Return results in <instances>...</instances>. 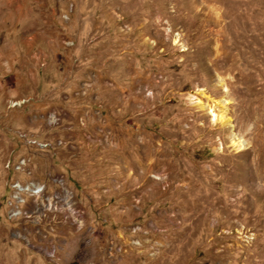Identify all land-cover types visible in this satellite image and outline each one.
<instances>
[{
    "label": "rangeland",
    "instance_id": "obj_1",
    "mask_svg": "<svg viewBox=\"0 0 264 264\" xmlns=\"http://www.w3.org/2000/svg\"><path fill=\"white\" fill-rule=\"evenodd\" d=\"M0 264H264V0H0Z\"/></svg>",
    "mask_w": 264,
    "mask_h": 264
},
{
    "label": "built area",
    "instance_id": "obj_2",
    "mask_svg": "<svg viewBox=\"0 0 264 264\" xmlns=\"http://www.w3.org/2000/svg\"><path fill=\"white\" fill-rule=\"evenodd\" d=\"M25 158H18L10 165L11 160L8 159L6 166L10 169L21 171L25 165ZM57 188H65L67 191H72L64 182L61 176L57 175L52 178V183L26 181L22 182L14 179L10 183V199L13 201V212L17 216L23 218H31L39 221L47 212L55 215L58 214V207L52 206L53 197H57ZM18 195H25V202H18ZM63 198V205L65 207V214H58L69 219L77 226H81L77 222V215H85L84 209L81 207V212H74L73 206H69Z\"/></svg>",
    "mask_w": 264,
    "mask_h": 264
},
{
    "label": "bare ground",
    "instance_id": "obj_3",
    "mask_svg": "<svg viewBox=\"0 0 264 264\" xmlns=\"http://www.w3.org/2000/svg\"><path fill=\"white\" fill-rule=\"evenodd\" d=\"M175 41H176V38H175ZM198 93L204 95L203 91H199ZM197 105L202 108V109H209V112L211 113L210 115H213L214 119L216 120H219L220 122H222V124L226 125L228 127L229 130H231V127H232V124H231V121H230V118L229 117H225L223 116L224 114H219L221 112H219L216 116L215 114H212V109L210 108L211 106H209L208 102L206 101H202L201 99H197L196 101ZM226 115V114H225ZM230 136H231V144L234 148L236 149H240L243 145V140L240 138V137H236L234 135H231V131H230ZM63 196L64 198H66V202L68 203V194L67 193H63ZM59 194L57 193V197H54V199L57 201L55 202V204L58 203L59 201ZM59 204V203H58ZM52 206L55 207L54 203H52ZM75 212V211H74ZM77 222L78 223H81V218L80 216L77 217Z\"/></svg>",
    "mask_w": 264,
    "mask_h": 264
}]
</instances>
